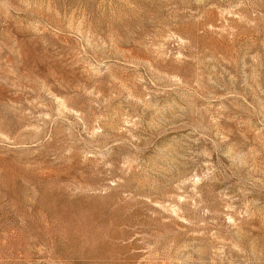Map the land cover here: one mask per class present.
<instances>
[{
    "label": "rangeland",
    "instance_id": "obj_1",
    "mask_svg": "<svg viewBox=\"0 0 264 264\" xmlns=\"http://www.w3.org/2000/svg\"><path fill=\"white\" fill-rule=\"evenodd\" d=\"M0 264H264V0H0Z\"/></svg>",
    "mask_w": 264,
    "mask_h": 264
}]
</instances>
